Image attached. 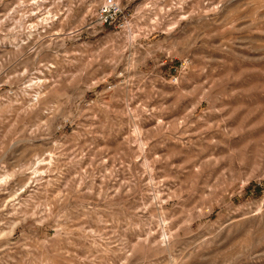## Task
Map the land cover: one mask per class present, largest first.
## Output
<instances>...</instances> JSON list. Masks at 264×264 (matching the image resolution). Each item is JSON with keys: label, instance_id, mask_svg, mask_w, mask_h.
Masks as SVG:
<instances>
[{"label": "clouds", "instance_id": "clouds-1", "mask_svg": "<svg viewBox=\"0 0 264 264\" xmlns=\"http://www.w3.org/2000/svg\"><path fill=\"white\" fill-rule=\"evenodd\" d=\"M221 17L264 28V0H0V264L264 262V128L194 172L169 143Z\"/></svg>", "mask_w": 264, "mask_h": 264}, {"label": "rangeland", "instance_id": "rangeland-1", "mask_svg": "<svg viewBox=\"0 0 264 264\" xmlns=\"http://www.w3.org/2000/svg\"><path fill=\"white\" fill-rule=\"evenodd\" d=\"M232 11V10H230ZM241 12L245 9H240ZM228 13H225L227 16ZM242 26V23L241 25ZM201 50L198 68H208L197 73L196 78L206 89H211L207 100H200L203 89L196 96L188 97V107H196L191 117L192 127L187 132L181 128L183 135L179 140L171 139L169 143L183 152L184 159L192 163L186 167L194 172L210 145L207 141L219 137L222 141L233 140L234 135L225 133L229 129L237 135H244L242 129L264 128V28L249 32H234L231 22L221 17L214 23L204 26L202 39L197 42ZM243 54L240 60L237 53ZM207 56L209 59H203ZM247 57L246 59L244 57ZM242 60L243 66L240 65ZM173 63L165 61L163 71L172 69ZM103 88V85L100 86ZM185 101H181V104ZM214 109H219L216 111ZM187 109H185L186 111ZM183 112L177 118H182ZM203 117V119H197ZM251 122V123H249ZM215 125L210 131L202 133L203 140L197 138L202 128ZM193 141L186 146L187 141ZM199 211V209H197ZM264 264V262H261Z\"/></svg>", "mask_w": 264, "mask_h": 264}]
</instances>
